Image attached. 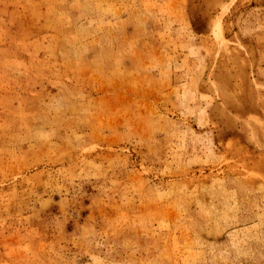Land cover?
Segmentation results:
<instances>
[{"label": "rangeland", "instance_id": "374dc122", "mask_svg": "<svg viewBox=\"0 0 264 264\" xmlns=\"http://www.w3.org/2000/svg\"><path fill=\"white\" fill-rule=\"evenodd\" d=\"M0 264H264V0H0Z\"/></svg>", "mask_w": 264, "mask_h": 264}]
</instances>
